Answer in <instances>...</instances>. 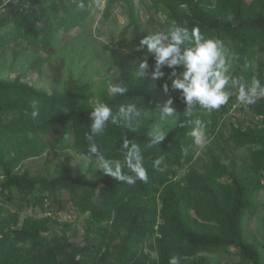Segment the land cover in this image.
I'll return each instance as SVG.
<instances>
[{
	"label": "trees",
	"instance_id": "16d2710c",
	"mask_svg": "<svg viewBox=\"0 0 264 264\" xmlns=\"http://www.w3.org/2000/svg\"><path fill=\"white\" fill-rule=\"evenodd\" d=\"M0 0V53L25 42L34 51L49 55L55 53V35L61 29L81 27L93 13L96 0ZM152 17L162 14L161 30L167 31L172 22L200 29L206 37L223 42L228 61L235 67L231 75L251 84L259 80L264 85V0H149ZM104 16H112L117 4L126 7L129 28L140 34L137 0H106ZM153 71L155 60L148 62ZM182 69H175L179 73ZM164 78L155 80L161 95L135 73L129 72L122 84L128 88L124 96H106L102 102L113 108L136 104L142 112L158 110L167 100L162 85L171 89L173 69L164 68ZM62 66L54 70L50 93L23 82L0 80V111L13 115L10 121L0 123V169L4 180L2 191H17L24 198L30 197L35 208L44 214L58 211L69 215L65 222L90 214L99 224L100 242L96 246L77 248L66 234L58 235L51 218L41 220L28 217L21 227L18 217H2L0 213V264H169L172 257L179 264H210L205 253L236 251L237 264H264L259 246L246 235L245 220L254 207L256 195L264 189V98L245 106L261 119V125L247 129L233 127L226 139L234 149L246 147L250 155L245 162L237 158L225 164L224 155L217 153L213 140L218 138L219 118L234 105L235 92L229 102L217 110L207 111L197 106L192 116L182 113L160 145H151V133L156 118L140 117L134 131L108 124L102 134L93 137L100 152L113 162L124 164L120 150L123 137L140 145L147 181L134 184L117 181L106 175L89 181L76 177L72 159L64 161L61 174L55 178L31 175L29 171L16 172L23 161L42 154L39 134H46L56 125L73 134V146L78 154L89 158V141L85 133L90 130L89 113L93 110L90 87L73 80L61 88ZM40 104L38 117L32 116L31 102ZM179 105L186 109L180 93ZM202 120L208 143V161L203 170L191 166L197 156L198 146L189 135V119ZM138 117H133L135 122ZM185 126H181V124ZM34 137L30 140V136ZM60 150L69 147L66 134L56 143ZM163 163L154 166L157 158ZM189 171L185 184L175 180L178 170ZM131 175V171L122 169ZM224 180H228L225 182ZM63 192L69 194L66 203L61 201ZM195 210V215L191 210ZM58 218V217H56ZM64 224V222H62ZM121 226L124 235L115 250H107L100 257L104 244L110 237V224ZM153 244L157 252L152 257L146 246ZM90 253L89 257H81ZM185 259H192L186 263Z\"/></svg>",
	"mask_w": 264,
	"mask_h": 264
},
{
	"label": "rangeland",
	"instance_id": "374dc122",
	"mask_svg": "<svg viewBox=\"0 0 264 264\" xmlns=\"http://www.w3.org/2000/svg\"><path fill=\"white\" fill-rule=\"evenodd\" d=\"M137 3L140 34L133 33L132 28H129L127 35L123 36L129 25L126 7L123 4H117L112 16L106 18L104 16L106 0H96L91 17L81 27L69 31L61 29L56 33L54 39L55 53L53 55L43 51H34L22 41L18 45L12 46L5 53H0V80L14 81L20 78L23 82L50 93L54 70L56 67L62 66L61 88L65 89L73 80L89 85L91 102L95 105L97 100L103 101L106 96H116L108 90L109 82L122 84L127 74L133 72L141 82L148 84L156 94L161 95L160 89L151 79L149 67L146 72L141 74L139 65L144 59L149 62L151 58H154L149 56L146 46L143 49L140 47V41L147 34L162 31L161 23L164 17L162 14L152 17L153 12L149 0H137ZM229 63L231 75L235 63L231 60ZM235 95L232 109L219 118L218 138L212 141L217 153L224 155L225 164L234 158H237L239 162H245L250 155L249 147L236 150L227 142L226 139L229 137L232 128L241 127L245 130L251 126L261 125L260 117L250 113L237 100L238 92H235ZM178 96L177 91L165 94L166 100H173L172 106L178 115L175 119L168 121V132L175 128L179 116L186 112V109L177 102ZM143 116L156 118V125L160 123L159 110L141 111L140 117ZM12 118L13 115L0 111V123L10 121ZM64 134H66L69 147L60 150L56 143ZM39 136L41 147L44 149L42 154L20 163L16 172L29 171L31 175L55 178L61 174L65 159L70 157L73 173L76 177L96 181L106 176L102 169H98L94 160L90 161L88 157L76 152L73 146L72 132L65 133L62 125H56L50 132L39 134ZM33 137L31 135L30 140ZM208 153V146L198 147L197 156L191 166L203 170L204 164L208 161ZM188 171L189 167L178 170L175 180L185 184V176ZM3 180V170L0 169V213L2 217H18L19 223L15 228L21 227L28 217L41 220L49 216L52 219L51 224L54 226L55 232L58 235H68L75 247L82 248L85 245L91 247L99 244V224L92 220L90 214L76 217L69 226H66L65 222L69 219V215L60 214L58 211L44 214L41 209L33 206L30 197L24 198L17 191H12L10 194L4 193L1 189ZM224 181L227 182L228 180ZM68 199L69 194L63 192L61 201L66 203ZM191 212L195 215L194 209ZM245 229L247 238L258 244L264 261V189L255 197L254 207L245 220ZM124 233L123 227L111 223L110 237L104 244L100 257L107 250L109 253L113 252L115 246L121 242ZM151 246L154 245L146 246L145 251H148L152 257H156L157 252ZM89 256L90 253L78 255L79 258ZM203 256L209 259L210 264H237L240 260L236 251H233L232 254L205 253ZM191 260L185 259V262L188 263Z\"/></svg>",
	"mask_w": 264,
	"mask_h": 264
},
{
	"label": "clouds",
	"instance_id": "9594fccd",
	"mask_svg": "<svg viewBox=\"0 0 264 264\" xmlns=\"http://www.w3.org/2000/svg\"><path fill=\"white\" fill-rule=\"evenodd\" d=\"M80 9L85 8L83 0L78 4ZM155 60L154 69L151 73L152 80L164 78L163 69H173L171 73V89L178 90L183 102L186 104L185 115L191 117L194 109L199 106L207 111L217 110L229 102L233 95L231 89H237V100L244 106L253 105L261 98H264V85L257 79L251 84L234 78L230 75V63L226 57L223 42L218 38L204 36L200 29L193 27L189 30L176 22H172L167 31H155L147 34L141 41L140 47ZM141 74L147 71L149 65L144 59L140 65ZM182 69L179 73L175 69ZM121 83H108V90L115 95L124 96L128 88ZM163 92H169V85H162ZM173 100L168 99L162 106L157 105L160 115V123L156 125L151 133L150 146L160 145L169 134L167 123L178 115L172 106ZM32 116L40 114L38 101L31 102ZM141 109L136 104L129 103L122 105L114 113L113 108L107 103L97 100L93 110L89 113L90 130L85 133L88 140L89 160L95 162L98 169L113 179L128 184H134L137 180L147 181V171L143 166V154L140 145L133 143L125 135L121 142L120 150L124 154V164L113 163L106 158L96 143H92L93 137L102 134L108 124L124 127L134 131V124L140 120ZM133 117H138L133 122ZM187 124L191 126L189 135L194 145L203 148L207 143V135L201 119H189ZM181 126H185L183 123ZM163 163V157L154 161L158 167ZM131 171L129 175L122 169ZM169 264H179L176 257L169 260Z\"/></svg>",
	"mask_w": 264,
	"mask_h": 264
},
{
	"label": "built area",
	"instance_id": "2783aa9c",
	"mask_svg": "<svg viewBox=\"0 0 264 264\" xmlns=\"http://www.w3.org/2000/svg\"><path fill=\"white\" fill-rule=\"evenodd\" d=\"M25 4V7H28L29 6V2L27 0H23Z\"/></svg>",
	"mask_w": 264,
	"mask_h": 264
}]
</instances>
